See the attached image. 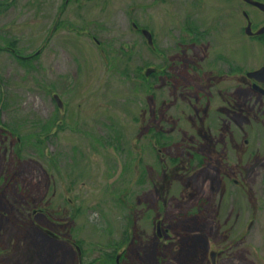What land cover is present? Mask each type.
Here are the masks:
<instances>
[{"label": "rangeland", "instance_id": "374dc122", "mask_svg": "<svg viewBox=\"0 0 264 264\" xmlns=\"http://www.w3.org/2000/svg\"><path fill=\"white\" fill-rule=\"evenodd\" d=\"M225 8L0 0V264H264V103L203 45L215 76L183 77L158 53L181 56L191 18L222 27L208 53L226 55ZM235 10L233 57L255 66Z\"/></svg>", "mask_w": 264, "mask_h": 264}, {"label": "flooded vegetation", "instance_id": "af4514ba", "mask_svg": "<svg viewBox=\"0 0 264 264\" xmlns=\"http://www.w3.org/2000/svg\"><path fill=\"white\" fill-rule=\"evenodd\" d=\"M225 3H226L225 12L227 14L226 15L227 25L225 27L227 31V36L225 40L228 43L226 55H223L222 52H218L215 54L208 53L209 46L207 45V43L210 42L211 44L210 47L212 46V44H215L213 41H210V39L216 40L217 39L216 36L213 35L216 34L217 31H221L222 27H218V25H216V27L214 26V28L210 30L208 29V27H200L199 25L197 27H194L190 25L191 18L189 17V15H187V17H189L190 19L187 18L188 20L186 21L185 24V26L186 25L189 26V29H186L188 31V35H184L182 37L179 36V38L177 37V40L179 39L180 43L176 44V48L178 51H180L181 56H178V58L172 57V59H177L176 61L172 60L168 54L169 53L168 48L167 50L165 49L163 50V52H158V53L160 54L161 57H163L166 60V66L168 67L171 66L173 67V65H175V62L176 63L178 62V64L180 65L179 69L183 74L184 73L186 74V76L183 75V77L186 78L196 73H201L203 77L215 76L216 73H219L218 72L219 69L217 70H213V69H216L220 65L225 64L226 71L222 70V72L226 74V76H233L234 74H242V76L246 79V85L254 93H257L260 96L262 103H264V71L258 75H250L251 72L257 71L260 68L264 67V0H225ZM235 4L238 5L240 9V15H241L240 20L242 21L241 22L242 24L239 28V32H240L239 35L244 39L245 46H247L249 52H251V50L253 49V43H254L255 46H258L259 51L261 53V56L259 57L260 62L255 66H250L249 64L250 62L248 59H247L248 62H245L244 60V62L241 61L242 63L238 62L239 63L238 64L237 62H235L238 59L235 60V58L233 57L235 56V54H233V42H232L235 37L233 24L235 18L237 21H239L237 18V11L235 10ZM198 45L201 46L203 45L206 50L205 53L207 54V56L211 55V57L216 61L219 60L221 62L220 65L217 64L213 66L212 69H208L209 61L207 62L206 57H204L205 58L204 63H199L198 62L199 58L196 59L195 56H202L200 54L202 49L198 47L200 53H197L196 51L192 50V48H197L196 46ZM148 48L151 52H156L154 47L148 46ZM188 51H192L194 54L190 55ZM202 53H204V51H202ZM223 56H227V57L231 56L234 59L233 61H231L227 58L224 59ZM169 58L171 60H169ZM221 59L225 61L227 60L226 61L227 63H224ZM203 66H206L205 68L207 72L203 70L205 69L203 68ZM148 67H150L151 69L150 74L152 73L158 74L162 72L165 77H168V80L176 76L174 74L176 72L167 71L168 67H166L165 69H161L160 71L156 70L157 68L155 69L154 67L151 66ZM177 75L180 77L182 74H177ZM178 80L181 79L178 78ZM191 83L193 82L191 81ZM201 87H202L201 83H198L195 86L196 89L195 91L197 93L198 98L203 96L204 98H209L207 93L203 92Z\"/></svg>", "mask_w": 264, "mask_h": 264}, {"label": "water", "instance_id": "95a60500", "mask_svg": "<svg viewBox=\"0 0 264 264\" xmlns=\"http://www.w3.org/2000/svg\"><path fill=\"white\" fill-rule=\"evenodd\" d=\"M133 25H134V23H133ZM141 31L144 34V36L146 37L148 43L152 45L151 33L145 28H142ZM263 71H264V67L260 68L257 71L251 72L250 75H258V74H260ZM149 72H150V69H147L145 73L148 74ZM54 98L59 102V98L57 97V95H54ZM216 253L217 252L214 249H211L209 251V255H210V259H211L212 263H214V260H215V257H216Z\"/></svg>", "mask_w": 264, "mask_h": 264}, {"label": "trees", "instance_id": "16d2710c", "mask_svg": "<svg viewBox=\"0 0 264 264\" xmlns=\"http://www.w3.org/2000/svg\"><path fill=\"white\" fill-rule=\"evenodd\" d=\"M10 43V42H9Z\"/></svg>", "mask_w": 264, "mask_h": 264}]
</instances>
